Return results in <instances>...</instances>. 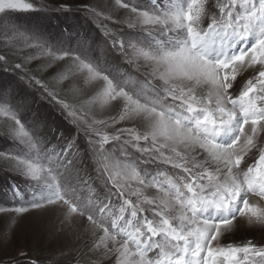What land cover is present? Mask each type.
Returning <instances> with one entry per match:
<instances>
[{
	"label": "snow or ice",
	"instance_id": "snow-or-ice-1",
	"mask_svg": "<svg viewBox=\"0 0 264 264\" xmlns=\"http://www.w3.org/2000/svg\"><path fill=\"white\" fill-rule=\"evenodd\" d=\"M113 8L129 18L82 6L99 35L75 48L4 26L19 91L0 85V120L20 152L0 163L39 185L15 211L56 209L58 231L89 237L88 264H264V246L219 245L237 216L264 226V0ZM28 95L62 119L56 144L23 118Z\"/></svg>",
	"mask_w": 264,
	"mask_h": 264
},
{
	"label": "rangeland",
	"instance_id": "rangeland-1",
	"mask_svg": "<svg viewBox=\"0 0 264 264\" xmlns=\"http://www.w3.org/2000/svg\"><path fill=\"white\" fill-rule=\"evenodd\" d=\"M30 2L35 5L33 10H6L5 13H0V52L8 51L5 45V25L16 26L21 31H35L47 37L52 44L63 42L66 46L75 48L78 43L95 40L99 35V22L86 15L82 6L105 10L106 15L115 11L114 19L127 20L130 15L126 9H114V0H42V3L49 6L44 9L36 0ZM123 2L127 3L129 0ZM131 3L132 6L147 7L149 0H131ZM61 6H64L63 10ZM125 31L134 33L136 30L126 28ZM250 75L249 71L237 76L234 93ZM9 84L13 90L19 91L16 76L0 65V85ZM106 115H116V109L106 112ZM23 118L39 125L40 134L46 143L51 141L56 144L57 137L64 130L63 121L55 110L31 95H28ZM3 123L0 120V153L19 154V146L3 132ZM246 159L248 163L254 162ZM38 188L36 182L25 180L0 163V264H30L31 261L36 264H88L89 261H95V256L88 250L89 237L81 230H57L59 216L56 209L29 208L23 213L15 211L20 207H28V201ZM14 189L18 190L16 194ZM255 199L251 197L250 202ZM234 224L231 231L219 238L220 246L232 244L242 247L249 241L257 246H264V226L249 224L239 216ZM213 245L216 246L215 241ZM114 259L112 257L104 264H113Z\"/></svg>",
	"mask_w": 264,
	"mask_h": 264
},
{
	"label": "trees",
	"instance_id": "trees-1",
	"mask_svg": "<svg viewBox=\"0 0 264 264\" xmlns=\"http://www.w3.org/2000/svg\"><path fill=\"white\" fill-rule=\"evenodd\" d=\"M72 41V40H71ZM74 45V44H73Z\"/></svg>",
	"mask_w": 264,
	"mask_h": 264
}]
</instances>
